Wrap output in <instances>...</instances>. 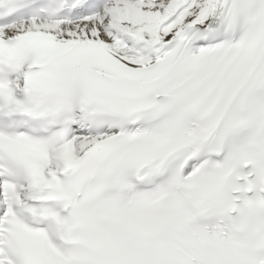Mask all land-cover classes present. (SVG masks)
<instances>
[{"label":"snow or ice","instance_id":"6c2138e0","mask_svg":"<svg viewBox=\"0 0 264 264\" xmlns=\"http://www.w3.org/2000/svg\"><path fill=\"white\" fill-rule=\"evenodd\" d=\"M0 264H264V0H0Z\"/></svg>","mask_w":264,"mask_h":264}]
</instances>
